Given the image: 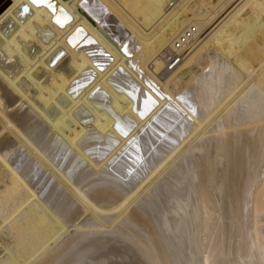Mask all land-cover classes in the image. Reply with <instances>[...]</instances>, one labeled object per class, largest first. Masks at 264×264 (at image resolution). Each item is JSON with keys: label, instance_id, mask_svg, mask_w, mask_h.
Segmentation results:
<instances>
[{"label": "bare ground", "instance_id": "bare-ground-1", "mask_svg": "<svg viewBox=\"0 0 264 264\" xmlns=\"http://www.w3.org/2000/svg\"><path fill=\"white\" fill-rule=\"evenodd\" d=\"M0 264H264V0H0Z\"/></svg>", "mask_w": 264, "mask_h": 264}, {"label": "built area", "instance_id": "built-area-1", "mask_svg": "<svg viewBox=\"0 0 264 264\" xmlns=\"http://www.w3.org/2000/svg\"><path fill=\"white\" fill-rule=\"evenodd\" d=\"M196 31V25L190 23L177 34L173 39L172 44L167 47L162 54L164 58V66L160 72L172 70L177 63L183 60L186 47H188L194 39Z\"/></svg>", "mask_w": 264, "mask_h": 264}, {"label": "snow or ice", "instance_id": "snow-or-ice-1", "mask_svg": "<svg viewBox=\"0 0 264 264\" xmlns=\"http://www.w3.org/2000/svg\"><path fill=\"white\" fill-rule=\"evenodd\" d=\"M44 2H45V0H33V3H34V4H41V3H44ZM25 11H27L26 8H25ZM64 19L67 20L68 17L65 15V16H64ZM57 23H61V21L58 19V20H57ZM78 31H79V30H78ZM117 129L120 130L124 135H127V132H125V131L120 127L119 124H117Z\"/></svg>", "mask_w": 264, "mask_h": 264}]
</instances>
